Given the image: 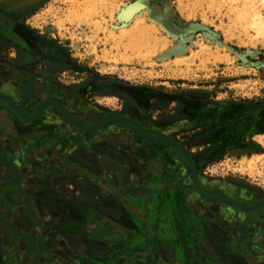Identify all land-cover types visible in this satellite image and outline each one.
<instances>
[{
    "label": "rangeland",
    "instance_id": "374dc122",
    "mask_svg": "<svg viewBox=\"0 0 264 264\" xmlns=\"http://www.w3.org/2000/svg\"><path fill=\"white\" fill-rule=\"evenodd\" d=\"M136 1L0 0V23L5 19L28 51L34 43L68 52L73 67L65 68L66 84L88 89L76 114H126L180 143L199 179L203 172L206 180L223 179L228 188L264 197V27L259 31L253 21L257 14L264 23V2L140 0L145 7L125 20V5ZM3 39L0 51L15 53L13 65L38 71ZM235 126L243 147L228 146L219 160L204 164L217 146L211 139ZM126 132L135 136L127 124L113 134ZM6 236L0 223V252ZM259 236L264 241L263 231Z\"/></svg>",
    "mask_w": 264,
    "mask_h": 264
},
{
    "label": "crops",
    "instance_id": "0c3cea01",
    "mask_svg": "<svg viewBox=\"0 0 264 264\" xmlns=\"http://www.w3.org/2000/svg\"><path fill=\"white\" fill-rule=\"evenodd\" d=\"M3 52L0 91L23 106L18 87L31 71ZM0 112L10 111L0 103ZM50 117L59 126L0 122V156L6 152L19 171L18 183L0 190V214L22 234L11 264H233L228 243L242 246L232 252L235 264H264V222L198 196L171 150L156 151L127 132L121 142L109 129L78 144L81 132ZM151 160L157 178L146 169Z\"/></svg>",
    "mask_w": 264,
    "mask_h": 264
},
{
    "label": "water",
    "instance_id": "95a60500",
    "mask_svg": "<svg viewBox=\"0 0 264 264\" xmlns=\"http://www.w3.org/2000/svg\"><path fill=\"white\" fill-rule=\"evenodd\" d=\"M19 97L20 99L23 101V106L17 104L11 97V100L20 108L21 112H16L11 105L3 98L6 97L5 93L0 91V103L3 104L10 112H0V122L2 123L3 127H14L15 126V122L18 123H23V124H34L36 121H40L41 123L44 125H56L59 126L60 122H53V119L50 117L49 118V114L53 113L56 114L59 118V120H61L63 123L67 124L68 126H72L73 128H75L76 130H78V132H81L83 135L82 137H76L74 133H70L72 134L73 139H76V143H81L84 142L86 140L85 134H87L88 132H99L100 134L106 130L109 129L110 130V134L113 133H118L121 131V129H125L126 124L131 126V130L134 133V138H140L142 139L144 142H146L149 146V148L155 149L156 151H163L165 150H171L172 155L174 156L175 160L177 161V163L179 162V170L180 172H186L189 176V180L191 182V186L193 191L200 196L201 198L213 202V203H222V204H226V205H230L233 206L235 208L241 209V210H245L247 212H250L252 210L255 209H260L264 207V201L259 203L258 207H254V208H247L245 207L242 203H238L237 204H231L230 202H220V201H216V200H209V198H211L210 196H216L217 194L215 193V191H212L210 194L209 193H203L204 191L202 190L204 185L201 183L200 179H199V174L198 171L196 169L195 163L192 160L191 155L188 153V151L180 144L178 143L176 140L165 136V135H153L152 133H150L149 131L145 133H141L138 129L137 126L129 121H126V118H129L126 116V114H115L112 112H81L79 114H73L74 117H76L77 119L83 121V122H88V123H93V124H97V123H102L97 129L95 130H90V129H86L85 127H79L78 125L71 123L68 121V119H75L70 112H50L49 110H45L43 112H41L40 114L37 111V107L36 104L39 102L38 100V96L37 95H30L28 92L27 93H23V86H19ZM3 93V94H2ZM26 105V106H25ZM115 114L118 116H122L124 117V119H115L113 121H111L110 123H106V115L107 114ZM14 116V117H13ZM52 119V120H51ZM108 124V125H107ZM106 125V126H104ZM114 135V134H113ZM102 135H100L101 137ZM115 139L121 140V142H123V140H126V135H122L121 137L119 136L118 138L114 136ZM10 146V145H9ZM8 146V147H9ZM14 146V145H13ZM8 149V148H6ZM7 151V150H6ZM4 156H0V190L1 188H3V186H12L16 183H18V180H15L14 178L18 177L19 175V171L16 168V166L7 159V153L4 152ZM155 160V162H157L158 159H153ZM148 167H146L148 173H151L152 175H154V177H158L157 176V171H158V165L154 164V161H148ZM104 182L100 181V179L98 178V185H102ZM202 188V189H201ZM116 199L118 200V202L120 203H124V199L120 196V195H116ZM208 198V199H207ZM0 223L8 230V232H10L11 237L6 236L5 240H4V244L2 246V250L0 252V264H11V257L13 255V253L16 251V246L14 245V241L21 238L22 234L15 228L13 227L8 221L4 220L3 216L0 214ZM25 237V236H23ZM26 238V237H25ZM7 239V240H6ZM7 242V243H5ZM236 245L238 246V249L241 250V245L240 244H235V243H228V257L232 259L233 264H235V261L233 259V253L238 252L236 249ZM245 245V244H243ZM250 250H248V248H242V255H245L246 253L248 254ZM250 264H256L254 263V261L250 260Z\"/></svg>",
    "mask_w": 264,
    "mask_h": 264
},
{
    "label": "flooded vegetation",
    "instance_id": "af4514ba",
    "mask_svg": "<svg viewBox=\"0 0 264 264\" xmlns=\"http://www.w3.org/2000/svg\"><path fill=\"white\" fill-rule=\"evenodd\" d=\"M1 21L4 26L2 27L3 29L0 27V36H4L7 38L2 40L4 46L10 44L17 46V48L19 49L18 55L24 58H30L32 60L31 65H37L38 67V71L32 70L29 74V78L22 82L23 87L28 85L27 91L23 93H27L30 89L28 93L30 95H37L39 101L45 98L55 99L60 101L66 108L67 112H70L72 116V112H78L81 109L80 103L83 101L82 98H84L82 94L85 93L88 89L84 87L80 89V86H77L79 82L66 84L68 83L67 79L68 77H70L68 73L70 72L67 71L65 68L73 67V63L68 52L61 45L52 44L48 49L41 47L40 49L39 47H36L34 43L31 44V46L33 47L31 48L32 51H28V48L20 41L19 37L13 32H11V25L5 22L6 20L3 18H1ZM2 23H0V26ZM37 73L39 75H43L44 79H38L39 77L37 78ZM89 92L96 93L95 91ZM52 110L53 112H58V109L56 107H53ZM234 112H242V110L235 109ZM139 123L144 129H146L141 122ZM240 128V126H235L231 130L219 133L217 136L213 137L211 139V142L216 143L217 146L216 148H214V150L210 153V155L206 158L205 162L203 163L210 164L212 162H215L216 160H219L220 157L223 156L225 148L228 146H238L242 148L243 145L239 139V133L241 132ZM146 130L149 131L148 129ZM150 133L152 132L150 131ZM168 137L170 136L168 135ZM195 166L198 170V166ZM206 184L207 185H204L203 187L205 192L210 194L216 189H223L232 199L242 203L247 208H251V205L256 201H264V197L261 193L249 190L242 191L240 190V188H228L226 187L227 182H225L223 179H207ZM252 211H254L253 213L257 214L258 216L260 213H264L263 208L255 209ZM262 221L264 222V216L262 217ZM226 227L228 229L227 234L230 237H232L233 239H235V237H238V233L234 229L233 224L228 223ZM230 229H232V231Z\"/></svg>",
    "mask_w": 264,
    "mask_h": 264
},
{
    "label": "bare ground",
    "instance_id": "6f19581e",
    "mask_svg": "<svg viewBox=\"0 0 264 264\" xmlns=\"http://www.w3.org/2000/svg\"><path fill=\"white\" fill-rule=\"evenodd\" d=\"M255 1V0H254ZM260 1V0H259ZM264 2V0H262ZM5 4V2H4ZM7 4V2H6ZM8 7V6H7ZM145 7L144 6V2L137 0L136 2H130L129 4L125 5V8L122 11V17L126 20L131 18L132 16H134L136 13H138L140 10H142V8ZM7 9V8H6ZM257 13V12H256ZM253 21L255 26L259 29V31L262 30V28L264 27V23L263 20L260 18L259 15L255 14L253 15ZM6 22V21H5ZM3 29V28H2ZM263 34V33H262ZM2 38V37H1ZM15 38V37H14ZM13 38V39H14ZM21 38V37H20ZM15 40V39H14ZM19 41V40H18ZM13 42V41H12ZM39 42V41H38ZM22 44V43H21ZM3 46V45H2ZM1 46V47H2ZM22 47V46H21ZM28 50V49H27ZM30 62V61H29ZM68 63V62H67ZM60 67V66H59ZM28 85L23 87L24 92L27 91ZM30 91V89H29ZM28 91V92H29ZM3 94V93H2ZM6 97L3 96V98L11 105V107L16 111V112H21L20 108L11 100V98L5 94ZM37 111L40 114L41 112L45 111V110H52L53 107H56L58 109L59 112H65L67 111L66 108L63 106V104L55 99H50V98H45L43 100H40L37 104ZM54 110V109H53ZM52 110V112H53ZM106 123H110L111 121L115 120V119H124V117L122 116H118L115 114H107L106 116ZM69 122L74 123L76 125H78L79 127H85L86 129H90V130H95L99 127H101L100 123H98L97 125L95 124H88L85 122H81V120L79 119H68ZM126 121H129L133 124H135L137 126V129L141 132V133H145V130L143 129V127L140 125V123H138L136 120L131 119V118H126ZM100 124V125H99ZM108 125V124H107ZM106 126V125H104ZM150 132V131H149ZM168 136V135H167ZM15 180H18V177L14 178ZM202 189V188H201ZM204 191V189H202ZM215 193L217 194L216 196H210L211 198H209V200H216V201H220V202H230L231 204H237L238 201H235L234 199H232L223 189H216L214 190ZM206 193L207 192H203ZM208 199V198H207ZM263 200V199H262ZM239 203V202H238ZM258 201L254 202L251 206L252 208L254 207H258L259 206Z\"/></svg>",
    "mask_w": 264,
    "mask_h": 264
}]
</instances>
